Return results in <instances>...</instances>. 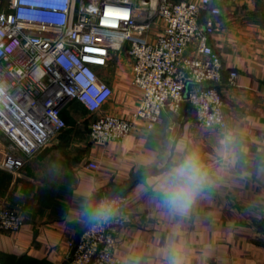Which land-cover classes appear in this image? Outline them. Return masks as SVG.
<instances>
[{"label": "crops", "instance_id": "0c3cea01", "mask_svg": "<svg viewBox=\"0 0 264 264\" xmlns=\"http://www.w3.org/2000/svg\"><path fill=\"white\" fill-rule=\"evenodd\" d=\"M209 16L204 9L201 18ZM213 17L210 44L223 61L218 86L227 128L198 122L185 100L177 112L164 110L153 129L135 119L123 140L94 141L97 118L134 119L143 94L131 56L113 52L110 65L99 67L114 90L103 106L91 112L79 100L66 102L67 128L23 167L7 171L0 205L19 210L24 223L0 231V264H67L100 195L148 169L154 170L125 192L133 222L119 234L120 258L129 264H264V0L223 2ZM8 146L0 133L2 157ZM193 152L209 181L187 214L172 213L160 206L156 186L168 167ZM91 160L97 169L88 166Z\"/></svg>", "mask_w": 264, "mask_h": 264}, {"label": "built area", "instance_id": "2783aa9c", "mask_svg": "<svg viewBox=\"0 0 264 264\" xmlns=\"http://www.w3.org/2000/svg\"><path fill=\"white\" fill-rule=\"evenodd\" d=\"M231 1L0 0V133L9 145L0 167L17 171L65 130L66 102L76 99L98 111L114 91L99 67L123 50L143 94L134 119L97 118L90 129L94 141L123 140L135 119L153 129L164 110L177 112L185 100L198 122L227 128L218 86L223 61L210 37L217 28L213 15ZM205 8L210 16L202 21ZM236 77L232 71L230 83ZM128 201L127 193L100 195L96 206L105 202L112 212L81 231L67 264H129L116 254L120 232L133 222ZM23 223L17 209L0 205V231Z\"/></svg>", "mask_w": 264, "mask_h": 264}, {"label": "clouds", "instance_id": "9594fccd", "mask_svg": "<svg viewBox=\"0 0 264 264\" xmlns=\"http://www.w3.org/2000/svg\"><path fill=\"white\" fill-rule=\"evenodd\" d=\"M209 181L208 173L197 153H189L164 172L156 186L160 206L172 213L187 214L201 189ZM112 212L105 202L90 211L93 219H106Z\"/></svg>", "mask_w": 264, "mask_h": 264}, {"label": "water", "instance_id": "95a60500", "mask_svg": "<svg viewBox=\"0 0 264 264\" xmlns=\"http://www.w3.org/2000/svg\"><path fill=\"white\" fill-rule=\"evenodd\" d=\"M152 170L154 169H148V170H144L136 175H134L131 180H129L127 183H125L124 185L120 186V187H115L114 189H112L111 191H109L107 194L110 196H115L118 194H124L126 191H128L129 189H131L133 187V185L138 181L141 180L144 176L150 174L152 172Z\"/></svg>", "mask_w": 264, "mask_h": 264}, {"label": "rangeland", "instance_id": "374dc122", "mask_svg": "<svg viewBox=\"0 0 264 264\" xmlns=\"http://www.w3.org/2000/svg\"><path fill=\"white\" fill-rule=\"evenodd\" d=\"M1 151H5V149L4 148H1L0 149ZM0 154H2V153H0ZM1 158H2V155H0V161H1ZM10 176L11 174L10 173H8L7 171H5L4 169H2L1 167H0V177H3L2 179H3V181H4V184H5V181L7 180L5 177L6 176ZM16 209V208H15ZM19 211V210H18Z\"/></svg>", "mask_w": 264, "mask_h": 264}, {"label": "trees", "instance_id": "16d2710c", "mask_svg": "<svg viewBox=\"0 0 264 264\" xmlns=\"http://www.w3.org/2000/svg\"><path fill=\"white\" fill-rule=\"evenodd\" d=\"M205 9H206V8H205ZM203 10H204V9H203ZM201 20L203 21L204 19L201 18ZM61 114H62V116L65 118L66 121H70V119H69L67 116H64L63 113H61ZM2 178H3V177H0V189L4 187V184H3L4 181H3ZM5 178H7V176H6ZM5 182H6V181H5Z\"/></svg>", "mask_w": 264, "mask_h": 264}]
</instances>
